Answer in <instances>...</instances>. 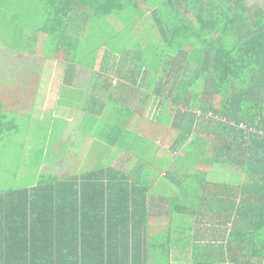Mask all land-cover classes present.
<instances>
[{
	"label": "trees",
	"instance_id": "trees-1",
	"mask_svg": "<svg viewBox=\"0 0 264 264\" xmlns=\"http://www.w3.org/2000/svg\"><path fill=\"white\" fill-rule=\"evenodd\" d=\"M0 6L11 47L18 35L32 38L37 55L72 52L63 89L88 101L87 129L113 151L61 176L80 151L67 131L74 122L30 104L22 112L0 74V264H264V0ZM114 14L127 30L119 41ZM100 49L109 77L74 83L67 71L93 66L85 55ZM139 73L158 101L154 120L140 127L142 107L132 106L148 95L138 90ZM121 150L126 159L113 166ZM208 223L203 241L198 226Z\"/></svg>",
	"mask_w": 264,
	"mask_h": 264
},
{
	"label": "crops",
	"instance_id": "crops-1",
	"mask_svg": "<svg viewBox=\"0 0 264 264\" xmlns=\"http://www.w3.org/2000/svg\"><path fill=\"white\" fill-rule=\"evenodd\" d=\"M14 23H12V25ZM7 26L8 23L4 16V21H0V60L2 61L0 74L1 76H3L2 83H4L5 86H8L10 88L14 87L16 89L17 95L15 96L14 100H17L18 104L21 106H26L30 104L34 106L36 110H39L40 108L38 107H40L41 105L46 106L47 108L41 110H46L51 114L53 112L54 116H57L58 111L61 113L65 112L67 114H64L67 121H72L75 123H71V125L68 123L67 126H69V128L67 129V131L73 132L72 137L77 139L80 145V151L78 152V156L75 158V161L71 163L72 165H78V162L80 163L84 161H89L92 156H94L93 165H96L100 160H104V158L109 155L108 153H111L112 148L103 140L97 139V136L87 129V126L90 123L87 116L94 114L91 110H89L88 106L90 104L88 103V101H86L84 97L80 95L77 96V100L69 99L71 97L67 96V89H63L64 84H66L63 80L66 76L68 77L65 72L66 68H64V66L67 63L71 62L72 52L57 50L52 56L53 58L48 55H45L44 53L37 55L39 50L35 46L34 41L31 40L32 38L28 37V39L26 36H24L23 38H19L18 35L12 36V38H10L13 43L16 44L15 46L11 47L9 45L8 37L3 38V34L8 29ZM18 27L19 24L13 27L15 29V32H18ZM24 43L25 45L24 47H22V44ZM30 44H33L32 47L35 50V54L29 51ZM103 53L104 52H102L101 50L98 51L96 54L100 55V63ZM119 53L120 52H116L115 54ZM87 54L85 56L88 59L90 58L88 61L89 63L90 60L96 58V55L89 57V54ZM59 55H62L60 58L61 60H57V58H59ZM68 56H70V58H68ZM129 59H131V56ZM51 62H55V66L57 65V68L54 69V71L51 66ZM84 66H86V64L81 63L79 64L77 70H74V72L67 71V73L69 72V74L71 75V80H74V83H77V85L79 86L88 87V79L90 78L89 80L91 81V78H94V76H97V82L103 83L104 79L109 77V75L100 71V67L98 72L93 70V66L92 68H90L91 74L85 75L83 74ZM95 72L97 74L93 75ZM142 83L144 84V81H142ZM127 84L131 86V81L128 80ZM140 86L143 85L141 84ZM99 88L101 89V94L103 95V97L107 98L109 94L106 92V90L101 87ZM19 90L26 92V95L22 97V95L18 93ZM28 92H31L29 93L30 95L27 94ZM145 123H147V121ZM133 126L137 128V124H133ZM121 151L122 152H120L114 159V162L112 163L113 166L118 165V163L126 159V153L128 152L125 150ZM122 153H124L125 157L118 160L117 158L121 156ZM90 165L92 166V164ZM151 216L152 215H150V217ZM156 220L157 217L155 221ZM164 222L168 223V219L163 218L162 221L159 223V227L156 226L157 223H154L152 226L156 227L153 228L151 226L153 232L156 233L157 230L163 228V226H166ZM179 264L185 263L182 260L179 262Z\"/></svg>",
	"mask_w": 264,
	"mask_h": 264
},
{
	"label": "rangeland",
	"instance_id": "rangeland-1",
	"mask_svg": "<svg viewBox=\"0 0 264 264\" xmlns=\"http://www.w3.org/2000/svg\"><path fill=\"white\" fill-rule=\"evenodd\" d=\"M115 15L116 14L109 15L108 16V19L112 23V29H111V32L112 33L111 34H112V37H114L113 40L114 41H119V40H121L125 36L127 30L122 25V23L119 20V18H117V16H115ZM101 50L102 49H100L99 51H101ZM61 56L62 55H59V58H57V60L60 59ZM71 56H72V54H71ZM68 58H70V56H68ZM93 62H94V64H93V70H95L96 72H98L99 67H100V55H96V58L90 60V65H92ZM57 63H59V62H57ZM51 66L53 68V71H54V69L57 68V65L55 66V62H51ZM90 68H92V66H89L88 64L86 66H84L83 74H85V75L91 74V69ZM96 72L93 75L97 74ZM133 77L137 78L140 82H142V74L141 73H139V75H134ZM163 84H164V86L166 88L167 87V84H165V83H163ZM143 85L144 86L141 87V88H139L138 90L139 91H145V94L148 95V99L145 101L144 105H140V106H135L134 105V106H132L135 110H140V108L142 107L141 112H140V118H139L140 125L138 127H140L141 125H143V123H145L146 121L148 122L150 120H154V118L156 117V114H157V104H158V101L154 97V92H153L154 91V88L148 89L146 87V83L145 82H144ZM50 87H53V86H50ZM14 104L17 106V108L19 110H21L24 113L29 109V107L28 108L27 107H24V106H21L20 107L19 105H17L18 104V101H16V103H14ZM38 108L45 109L47 107L41 105ZM14 117L16 118L15 120H18V118L15 115H14ZM137 117H138V115L134 116V118H137ZM19 125H21V124H19ZM154 129H156V130H158L160 132H161V130H163V129H160L159 126H155ZM31 135H33V134H31ZM169 137L170 136H167V139H164V140H166V142H168V138ZM30 142L36 144V143H38V140L30 141ZM111 152H113V151H111ZM175 155L178 156V157H184V153L181 150L176 151L175 152ZM157 156H160V155H157ZM123 157H124V153H122V155L119 156L117 159L120 160ZM93 158H94V156H92L89 159V161H84V163L81 166L80 165H72L69 162L63 164L62 165V168L59 170L60 175L61 176H66V175H69V174L74 173L75 170L76 171H79V169L85 170L86 167L91 166L90 164L93 165V163H94ZM162 167H164V165H162ZM213 174H215V171H213ZM198 227H200L199 230H198V233H197V235L199 236V238H201L203 236V234L206 232V235L207 236H204V238H202V240L203 241L210 240L211 239L210 237H211V233H212L211 230L212 229H210L209 223L206 224V225L200 224ZM201 233H203V234L200 235ZM210 245H212V247H215L214 246V241L213 242H205L203 244V246H207V247H210ZM203 252H204V249H203Z\"/></svg>",
	"mask_w": 264,
	"mask_h": 264
}]
</instances>
